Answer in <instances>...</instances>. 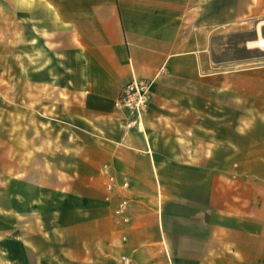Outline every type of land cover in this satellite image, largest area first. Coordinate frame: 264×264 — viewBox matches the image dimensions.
<instances>
[{"label": "crops", "instance_id": "0c3cea01", "mask_svg": "<svg viewBox=\"0 0 264 264\" xmlns=\"http://www.w3.org/2000/svg\"><path fill=\"white\" fill-rule=\"evenodd\" d=\"M260 37L264 0H0V72L9 60L26 92L27 138L58 155L27 177V202L55 191L72 211L58 229L64 264H264V193L253 192L264 174L242 197L206 159L224 152L211 140L242 137L238 97L264 106ZM139 82L137 116L116 101Z\"/></svg>", "mask_w": 264, "mask_h": 264}, {"label": "rangeland", "instance_id": "374dc122", "mask_svg": "<svg viewBox=\"0 0 264 264\" xmlns=\"http://www.w3.org/2000/svg\"><path fill=\"white\" fill-rule=\"evenodd\" d=\"M246 31L244 30L243 37H246ZM238 37L239 35H232L231 41L238 40ZM251 54L255 57L260 55L257 51L242 52L243 58L251 57ZM230 55H234L233 51ZM230 61L232 60L228 56L227 64ZM9 71V60H3L2 73L0 72V264H43V261L44 264H64L65 251L60 250V244L64 246V242H59L61 237L58 229L60 222L62 224L72 222V211L59 209V196L55 191L51 192L46 202L42 198H37L30 207L27 202L28 195L34 194L35 190L28 187L27 177L35 180L42 178L44 163H48V159L53 162L58 155L49 158L43 154V138L38 137L33 141L32 133L31 138H27L26 92H22V89L18 90L17 76H12ZM232 98H234L233 94L227 95L228 100ZM238 99L242 102L243 120L240 125L242 137L238 138L237 133L235 139L234 133L228 130L226 140H222L224 145L218 147V142L211 140L207 146L225 153L211 154L206 156V159L214 163L216 168L208 173L218 179H237L240 195L248 197L252 194V185H254L251 178L257 174L260 179L264 174V153H262L264 152V106L252 107L250 98L245 93ZM234 109L228 107V115H233ZM237 115L240 113L238 112ZM33 126L36 129L34 134L40 136L42 124L34 123ZM56 128L51 127V134L56 137L51 138L50 142L56 146L57 152L60 140ZM69 141L73 142L72 139ZM203 141L196 140V143L201 145ZM34 142L37 149L33 152ZM197 160L195 155L194 161ZM46 166L47 178L56 179L58 175L53 167ZM218 166L221 167L220 170ZM74 172H68V175H74ZM261 183L264 182L260 180L258 184ZM253 192L264 193V185H259L258 191ZM69 240L74 243L73 236L69 237ZM76 248L79 249V246Z\"/></svg>", "mask_w": 264, "mask_h": 264}, {"label": "built area", "instance_id": "2783aa9c", "mask_svg": "<svg viewBox=\"0 0 264 264\" xmlns=\"http://www.w3.org/2000/svg\"><path fill=\"white\" fill-rule=\"evenodd\" d=\"M148 82H139L128 86L124 94L117 99L116 105L127 109L131 114L140 115L146 106ZM124 202L120 206V210L124 207ZM122 264H131L126 258H122Z\"/></svg>", "mask_w": 264, "mask_h": 264}, {"label": "bare ground", "instance_id": "6f19581e", "mask_svg": "<svg viewBox=\"0 0 264 264\" xmlns=\"http://www.w3.org/2000/svg\"><path fill=\"white\" fill-rule=\"evenodd\" d=\"M257 46L264 47V38H259L257 42L255 43Z\"/></svg>", "mask_w": 264, "mask_h": 264}]
</instances>
